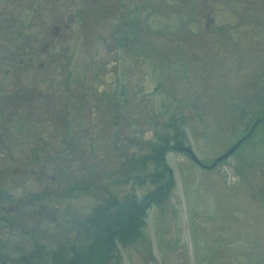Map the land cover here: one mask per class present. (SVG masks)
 <instances>
[{
	"label": "flooded vegetation",
	"instance_id": "flooded-vegetation-1",
	"mask_svg": "<svg viewBox=\"0 0 264 264\" xmlns=\"http://www.w3.org/2000/svg\"><path fill=\"white\" fill-rule=\"evenodd\" d=\"M203 4L0 0V264H91L122 243V224L138 223L133 191L144 158L137 153L139 115H147L142 106L154 116L158 103L167 116L165 132L149 145L147 156L162 147L164 155L179 150L184 117L201 116L209 105L202 103L200 79L193 80L203 63L215 61L223 69L235 52L249 49L261 50L264 60V4L259 13L248 8L241 22L220 28L213 14H204ZM242 25L243 43L226 33ZM95 32L100 44L90 49L86 41ZM259 88L260 96L264 77ZM232 90L226 80L217 96L213 89L216 131L234 132L235 105L249 119L243 117L244 133L236 139L228 135L218 145L216 135L213 146L223 150L213 159L251 133L218 160L217 171L226 166L233 172L229 159L246 142L255 144L256 130L264 127L262 100L251 108L245 95ZM153 174L152 165L142 178ZM74 199L82 201V209H74ZM105 223L121 226L108 230Z\"/></svg>",
	"mask_w": 264,
	"mask_h": 264
},
{
	"label": "rangeland",
	"instance_id": "rangeland-1",
	"mask_svg": "<svg viewBox=\"0 0 264 264\" xmlns=\"http://www.w3.org/2000/svg\"><path fill=\"white\" fill-rule=\"evenodd\" d=\"M245 1L234 0L232 3H226V0H204V14H213L215 24L220 28L229 23L232 25L241 22V15L245 10L248 12V8L253 11V15L259 13L260 5L264 4V0H247L249 3ZM108 22L107 28H110L111 21ZM95 27L98 29L99 25L95 24ZM246 30L242 25L241 28L227 29L226 33L235 39L238 37L243 43L245 39L242 36ZM96 33L92 36V41H86L90 49H93V44H100L101 37ZM109 35L107 32L108 41ZM257 46L259 47V44ZM247 51L249 52H235L233 59L229 58L223 69L220 65L216 66L215 61L213 63L209 60L208 63H203L199 71L201 76L193 78L200 79L202 103L209 105L201 116L184 117L182 131L186 135V144L204 163L211 161L216 150H223L213 146L216 135L219 137L218 145L229 135L226 131H216L215 117L212 114V96L214 97V92L217 96L216 90L223 81L233 84L232 91L235 95H245L248 107L258 108L260 100L264 105V93L260 96L258 94L262 90L259 83L264 77V60L260 59L263 54L261 50ZM254 80H257L255 85ZM254 96H257V101L253 99ZM142 109L147 115H141L140 112L138 119L139 158L149 151V145L157 144L161 140L158 135L165 132L164 123L167 117L164 109L159 110L158 103L154 107V112L157 113L154 116H148L147 104L142 106ZM238 109L240 107L235 105L231 110L235 124L234 132L228 139H231V136L236 139L241 132L244 133L243 117L249 119L247 116L238 115L239 111L241 112V109ZM254 118L255 116H251V119ZM148 131L152 132L147 138ZM253 141L255 144L246 142L241 150H238V154H233L229 159L236 168L234 173L226 166L218 171L215 168H202L194 163L187 153L181 151L166 154L167 164L172 170V184L171 180H162L161 188H168L167 192L158 198V202L154 203L147 214L145 213L146 217L142 218L145 223L139 226L133 244L129 247H117V254L112 256L111 264H264L263 127L255 132ZM148 165L150 171L151 165ZM139 184L133 194H137V198L141 199L152 185L148 184L147 178H142ZM254 186L258 189L256 195L253 193ZM154 187H158L157 183ZM127 188L129 190L128 186ZM72 204L76 210L83 208L82 201L77 202L74 199ZM85 210L89 212L88 206ZM48 229L53 230L52 227ZM74 235L79 236L75 232ZM22 262L28 264L31 260ZM39 262L50 264L48 260Z\"/></svg>",
	"mask_w": 264,
	"mask_h": 264
},
{
	"label": "water",
	"instance_id": "water-1",
	"mask_svg": "<svg viewBox=\"0 0 264 264\" xmlns=\"http://www.w3.org/2000/svg\"><path fill=\"white\" fill-rule=\"evenodd\" d=\"M235 147V146H234ZM234 147H232V149L230 150V152L234 149ZM213 166V164L210 166V167H212Z\"/></svg>",
	"mask_w": 264,
	"mask_h": 264
},
{
	"label": "trees",
	"instance_id": "trees-1",
	"mask_svg": "<svg viewBox=\"0 0 264 264\" xmlns=\"http://www.w3.org/2000/svg\"><path fill=\"white\" fill-rule=\"evenodd\" d=\"M159 161H160V159H159ZM114 224H115V223H114ZM117 224H119V226H120L121 223H117ZM139 225H140V224H139Z\"/></svg>",
	"mask_w": 264,
	"mask_h": 264
}]
</instances>
